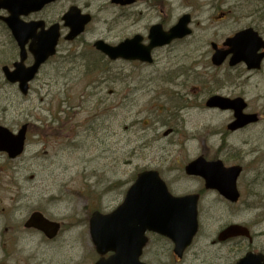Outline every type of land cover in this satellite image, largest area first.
<instances>
[{
	"label": "rangeland",
	"instance_id": "rangeland-1",
	"mask_svg": "<svg viewBox=\"0 0 264 264\" xmlns=\"http://www.w3.org/2000/svg\"><path fill=\"white\" fill-rule=\"evenodd\" d=\"M110 1L61 0L51 6L48 13L57 19L75 4L93 20L74 41L62 40L61 55L43 65L28 95L16 85H0V125L14 131L25 122L34 128L45 120L67 126L66 133L55 131V136L46 125L40 136L30 132L17 159L0 153V264H95L99 256L90 236L92 212L113 211L145 169L159 170L175 194L204 189L202 178L185 172V165L200 155L241 164L244 171L238 203L214 191L204 193L202 230L192 251L202 248L201 258L222 251L230 263L247 246L264 252V146L259 143L264 138V83L256 86L254 78L229 90L225 67L211 63L210 45L236 31L241 8H255L257 0H178L182 4L170 22L192 13L193 34L159 50L153 64L111 60L93 46L97 39L117 44L146 31V20L132 24L127 10ZM221 12L230 18L217 19ZM10 39L0 22V50L6 52L0 54V83L2 65L15 55L8 52ZM215 93L243 95L263 118L230 132L232 112L205 105ZM34 210L62 222L57 238L47 240L23 227ZM234 223L248 225L252 241H230L217 249L212 240ZM163 242L160 257L173 264L172 246Z\"/></svg>",
	"mask_w": 264,
	"mask_h": 264
},
{
	"label": "water",
	"instance_id": "water-1",
	"mask_svg": "<svg viewBox=\"0 0 264 264\" xmlns=\"http://www.w3.org/2000/svg\"><path fill=\"white\" fill-rule=\"evenodd\" d=\"M52 1L55 0H0V8L5 7L11 13L6 21L22 49L21 60L15 63L16 69L11 71L5 66L4 71L10 82L20 84L23 94H28L29 82L34 79L40 66L56 53L59 25L56 24L48 31H54L55 34L44 33L34 38L30 45V51L35 57V63L27 67L24 61L26 58L25 44L28 37H24L22 32L30 30L31 27L30 24L23 22L20 24L19 17L21 14L28 15L33 11H38ZM112 1L126 5L132 0ZM91 19L90 14H81L79 8L71 7L64 16L66 25L71 28L68 38L74 39L80 35ZM190 21V15H185L168 32L164 31L161 25L153 26L149 45H143L142 37L137 36L134 39H127L117 46H112L104 40L97 41L95 46L113 60L123 58L152 62L151 50L153 48L167 45L192 32L188 26ZM250 32V29L242 31L234 38L229 39L228 43L231 49L228 51L218 49L214 45L216 52L213 55V63L215 65L223 64L229 53L233 54L232 65L242 60L247 63L253 60L249 53L253 40ZM207 105L235 111L236 120L229 125L231 130L258 120L256 114L244 113L247 104L242 98L231 100L222 96H212ZM26 129L27 126L24 125L18 134H14L9 128L0 126V149L7 152L11 158L22 154L25 148ZM186 171L190 175L203 177L207 188L217 189L229 200L237 201L239 199L237 180L242 171L241 166L227 167L222 160L208 161L201 156L190 162L186 166ZM197 202V195L173 196L158 171L141 172L127 191L124 201L115 210L110 213L95 211L91 216L90 235L97 252L101 255L113 252L109 257H101L96 264H145L141 261V256L148 242L146 235L148 231L170 237L175 243V252L181 255L191 245L199 228ZM25 226L43 231L49 239L55 238L61 228L60 223L48 219L40 211L32 213ZM229 230L231 231L232 227ZM236 264H264V256L249 253Z\"/></svg>",
	"mask_w": 264,
	"mask_h": 264
},
{
	"label": "flooded vegetation",
	"instance_id": "flooded-vegetation-1",
	"mask_svg": "<svg viewBox=\"0 0 264 264\" xmlns=\"http://www.w3.org/2000/svg\"><path fill=\"white\" fill-rule=\"evenodd\" d=\"M60 1L61 0H57L56 2L45 6L40 11L33 12L28 16H23V17L21 16L26 21L32 20V21H41L42 22L39 24L37 30L35 31L37 34L43 32V31L44 32L49 31L50 27H52V26L54 27L55 24H59V27L61 30V38H60L59 43H58L59 46H58L57 54L55 55V57L49 59L48 62H50L52 59L57 58L61 55V54H59L60 53V44L63 42L62 41L63 39L67 40L66 37L68 35V33L64 34V29L67 27L65 26V24L63 22V15L59 19H57V18H55V16L57 14L52 15L51 13H48V10L51 8V6L57 4ZM181 1H183V0H181ZM257 2H258V4L255 6V8H248L246 6L241 8V10L239 11V27L237 28V30L234 31L233 33L229 34L228 36H226L225 39L221 43L218 42L219 47L223 48L224 50H227L229 47H228V45L225 46L223 44L224 41L226 39H228L229 37H232L233 35H235L237 32L245 31L248 28H253L255 31H257V33L263 39V41H260V40L256 41L257 46H259V48L257 49V52H256L257 53L256 56L257 57L261 56V58H262L260 67L257 69L251 68L250 65L245 63V62L238 63L237 65H231L230 64L231 55H229V57L227 58L226 62L223 65L225 67V77L227 80V82L224 81V83L226 84V86L228 87L229 90L232 89L233 91H235L237 89H240L244 85L252 83L251 81L254 78L258 79V81L256 83L255 82L253 83L254 85L260 86L262 83H264V0H257ZM181 4L182 3H179L178 0H133L132 2L127 4L126 6L117 5V4H113V5L115 7L120 8V9H126L127 10L126 19H127V21L131 22L132 24H135L137 22H142L143 20L147 21V23L145 25L146 31L144 33L137 32L134 35L128 37V38H134L135 36L140 35L142 37L141 43L147 45L150 43L149 34H150L151 27L155 24H161L163 29L171 28L173 26V23H171L170 20L173 18L174 12H175L177 6L181 5ZM73 5H75V4H73ZM6 14H7V11L0 10V22L2 23V25L4 26V29L8 32V34H10V37H11L9 42H10L12 49L9 48L8 52L12 51V53L15 54L12 56L11 61L8 62V65L13 67L14 62L19 57L20 49H19V46H18L16 39L12 35L11 30L9 29L7 24L1 19V16H4ZM151 14H152V18H154V20L151 19V17H149V15H151ZM191 15L193 16L192 13H191ZM180 17L181 16L178 17V20ZM220 17H221L220 18L221 20H227L230 18V14L228 12H222V14H220ZM68 32H69V30H68ZM176 42L177 41H174L173 43H171L169 45L154 48L152 51L154 60L156 59V54L159 50L164 49L166 47H169ZM213 42L214 41H212L210 43V45H212ZM5 53H6L5 51L0 50L1 55L5 56L6 55ZM211 53L213 54V49H212ZM63 57H65V56H62L61 58H63ZM31 59H33V57H32V55L29 54L27 57L28 62L31 61ZM4 65H5V63L2 66H4ZM1 74L4 77L3 71L1 72ZM37 79H38V77L35 78V80H37ZM9 84L10 83L8 81H6L5 77H4V81L2 83H0V85H4V86L9 85ZM13 85H16L19 88L18 84H13ZM31 89H32V86H31ZM227 96L235 97L231 93H229ZM49 122H51V123H49ZM49 122H47V120H45L44 122H42L41 127L35 126L33 128V131H35L40 136V134H42V131H41L42 127H44L46 125V127L49 128L50 134L52 136H55V134H56L55 131L66 133V130H67L66 122H62V124L60 126H54L53 120H51ZM58 124H60V121ZM63 126H64V128H63ZM30 132H32V126L29 124L28 125V133H30ZM1 154H3L5 156L4 153H1ZM205 192H206V190H204V193ZM199 194H200V198H202V196H203V190L202 189L199 191ZM198 235L200 236V234H198ZM148 236H149V241H148L147 246L145 247L146 248L145 254H147V252H149V254L147 255L148 256L147 264H166L164 262V260L162 261V259L160 257L162 255V251L164 250V248L161 247L159 242H163V240H167L168 243H170L172 245V250L174 249L173 243L171 241H169L167 238H165V237H163L157 233L150 232ZM237 238L241 242L246 241L245 239H247V238L249 241H252L251 237L239 236ZM229 242H230V239L221 240V232H219L218 236L212 240V243L217 245V246H215V247H217V249H223L224 246H227L229 244ZM163 244H165V243L163 242ZM194 247H196L195 240H194L192 247L189 248L185 252L183 257H178L177 255H175L173 253L172 254L173 258H174L173 264H186L187 262H191V264H197L198 261L200 262V264H229L230 263L228 254L223 253L222 251H219L218 253H216L214 255H211V256H208L205 258H201V257H199V253L202 250V248L198 249V252H199L198 253V252L192 251V249ZM244 251H245L244 254H246L249 251H255V250L252 249L251 247L247 246L244 249ZM198 259H201V260H198Z\"/></svg>",
	"mask_w": 264,
	"mask_h": 264
},
{
	"label": "bare ground",
	"instance_id": "bare-ground-1",
	"mask_svg": "<svg viewBox=\"0 0 264 264\" xmlns=\"http://www.w3.org/2000/svg\"><path fill=\"white\" fill-rule=\"evenodd\" d=\"M260 137H261V140L259 141V143L264 146V138H262V136H260ZM263 137H264V135H263Z\"/></svg>",
	"mask_w": 264,
	"mask_h": 264
}]
</instances>
